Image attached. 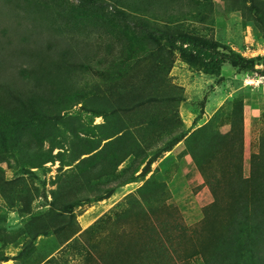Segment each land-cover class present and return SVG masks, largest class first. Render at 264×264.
Returning a JSON list of instances; mask_svg holds the SVG:
<instances>
[{
	"label": "rangeland",
	"instance_id": "obj_1",
	"mask_svg": "<svg viewBox=\"0 0 264 264\" xmlns=\"http://www.w3.org/2000/svg\"><path fill=\"white\" fill-rule=\"evenodd\" d=\"M121 1L135 22L264 64V33L225 0ZM100 2L0 0V79L20 87L15 104L0 103V256L17 257L51 208H72L62 235L0 264H235L223 241L248 226L227 168L243 157L244 179L252 163L264 178V76L192 64ZM240 186L259 198L260 179Z\"/></svg>",
	"mask_w": 264,
	"mask_h": 264
},
{
	"label": "trees",
	"instance_id": "obj_2",
	"mask_svg": "<svg viewBox=\"0 0 264 264\" xmlns=\"http://www.w3.org/2000/svg\"><path fill=\"white\" fill-rule=\"evenodd\" d=\"M81 5H90L92 7L103 8L104 5L101 3V0H79ZM233 9L239 10L242 12L243 16L256 24V26L264 33V0H225ZM121 0H115V4H121V7L115 6L112 9V16L124 23L132 22L137 24L138 28L142 33H144L149 41L156 44H166L171 49L179 52L181 56L189 60L192 64H201L206 69L214 72L221 73L223 67L227 64H230L236 67L240 71L251 72L253 74H258L264 76V64L260 63V60L256 57L248 58L243 56L241 53L234 51L233 49L221 44L218 41L207 40L202 37L196 36L192 33L184 31H174L169 30L159 25H154L148 18L139 19V22H135L132 17V13L125 11V6L122 5ZM167 4V0L164 1ZM177 5H180L177 0H175ZM195 5L201 4V0H192ZM164 6L165 8H169ZM181 6V5H180ZM135 16V15H134ZM71 45V44H69ZM67 50V49H65ZM261 65L260 67H257ZM41 83L33 82L32 84L27 83L28 88L35 89L36 86L42 84L45 80L39 79ZM47 88L54 90L55 84L48 83L46 84ZM20 87L16 85L14 79H0V103L6 105L8 102H12L18 99ZM16 101L14 102V104ZM241 111L240 123L243 125V110ZM60 118H63L62 115H59ZM22 118V117H21ZM203 127V126H202ZM201 127V128H202ZM193 134V133H192ZM187 134L181 135L180 137L175 138L171 143L165 146L164 151H171L173 147L182 141ZM233 140V139H232ZM234 144L240 146L243 149V134L240 133V136L233 140ZM56 147V145H53ZM62 148V146H57ZM61 152V151H59ZM236 153L235 150L230 149V155L234 156ZM58 157V155H57ZM160 157V154L153 155L150 158L143 168L142 172L139 173V176L142 180L151 172V165L154 161ZM235 157H239L235 155ZM243 157H239L238 160L231 159L229 160V165L227 170H231V178L233 179V194L237 188L238 205L240 207L239 211L235 214L237 215V223L240 222L242 225L248 226L242 232H236L232 235V238L228 237L223 241V249L232 253V256L235 257V264L239 260L238 264H263L264 262V178L257 177L254 173V163H252L251 176L248 179H244L243 172ZM215 177V174L213 175ZM154 178V173L145 181L144 185ZM260 179L261 181V192L258 193L259 198H254L246 194L240 185L247 183L248 180ZM134 181V180H133ZM211 184V182H210ZM212 188L214 186L211 184ZM112 192L109 194V196ZM72 210L71 207L62 209H50V216L52 221L48 223H43V227L39 225L35 232L32 235H26L28 240L26 242L22 241V249L20 250L18 256L22 257L26 251L34 247L35 241L40 236H53V235H62L67 226L65 224V214L70 213ZM30 214V212H29ZM239 224V223H238ZM32 225V224H31ZM26 232L23 231V234ZM75 235V234H74ZM17 256V257H18ZM15 257H10L7 255L0 256V262L8 261L10 259H16ZM239 258V259H237ZM237 259V260H236ZM43 259L36 261L37 264H40Z\"/></svg>",
	"mask_w": 264,
	"mask_h": 264
}]
</instances>
